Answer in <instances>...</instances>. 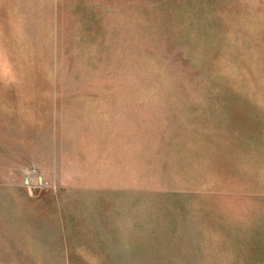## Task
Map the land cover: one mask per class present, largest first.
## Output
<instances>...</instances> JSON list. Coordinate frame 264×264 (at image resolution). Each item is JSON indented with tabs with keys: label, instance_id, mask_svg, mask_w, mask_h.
<instances>
[{
	"label": "rangeland",
	"instance_id": "1",
	"mask_svg": "<svg viewBox=\"0 0 264 264\" xmlns=\"http://www.w3.org/2000/svg\"><path fill=\"white\" fill-rule=\"evenodd\" d=\"M41 3L0 0V264H264V0Z\"/></svg>",
	"mask_w": 264,
	"mask_h": 264
},
{
	"label": "crops",
	"instance_id": "2",
	"mask_svg": "<svg viewBox=\"0 0 264 264\" xmlns=\"http://www.w3.org/2000/svg\"><path fill=\"white\" fill-rule=\"evenodd\" d=\"M7 1V0H6ZM31 2H35V0H31ZM41 10L43 12V27L44 29L47 28L51 29V25L49 22H52V17H53V12H54V20L56 19V12L59 7L60 0H41ZM47 21V24L45 22ZM5 30L7 29L8 25L7 23L4 24ZM15 28V25L13 26ZM249 98L252 96H248ZM260 99V98H259ZM262 99V98H261ZM264 99V98H263ZM87 251L82 249L80 252H78V258H79V263H74V264H93L95 263V260H93V257H87ZM68 261V258H67ZM81 261V263H80ZM70 264V263H68ZM73 264V263H72Z\"/></svg>",
	"mask_w": 264,
	"mask_h": 264
}]
</instances>
